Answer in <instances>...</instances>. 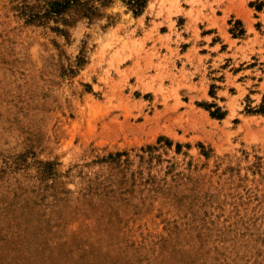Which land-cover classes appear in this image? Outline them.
Returning a JSON list of instances; mask_svg holds the SVG:
<instances>
[{
    "label": "rangeland",
    "instance_id": "374dc122",
    "mask_svg": "<svg viewBox=\"0 0 264 264\" xmlns=\"http://www.w3.org/2000/svg\"><path fill=\"white\" fill-rule=\"evenodd\" d=\"M0 264H264V0H0Z\"/></svg>",
    "mask_w": 264,
    "mask_h": 264
},
{
    "label": "trees",
    "instance_id": "16d2710c",
    "mask_svg": "<svg viewBox=\"0 0 264 264\" xmlns=\"http://www.w3.org/2000/svg\"><path fill=\"white\" fill-rule=\"evenodd\" d=\"M145 2H146V0H130V4L135 5L137 7H143ZM212 115L214 116L215 114L212 113Z\"/></svg>",
    "mask_w": 264,
    "mask_h": 264
}]
</instances>
